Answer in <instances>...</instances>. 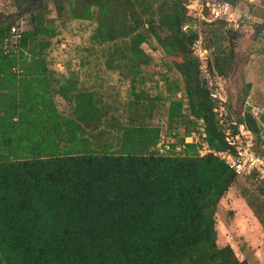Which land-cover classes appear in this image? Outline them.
I'll return each mask as SVG.
<instances>
[{
	"label": "trees",
	"instance_id": "obj_1",
	"mask_svg": "<svg viewBox=\"0 0 264 264\" xmlns=\"http://www.w3.org/2000/svg\"><path fill=\"white\" fill-rule=\"evenodd\" d=\"M52 1L57 13L65 1L70 19L95 23L91 41L103 47L108 69L130 78L133 99L124 122L95 91L80 88L73 77L57 78L46 58L47 34L54 32L50 0H11L29 23L17 40L10 35L17 19L0 11V264H250L229 245L218 246L215 215L237 178L251 177L256 187L243 196L264 226V179L237 176L214 153L234 154L224 130L235 121L256 136L255 154L264 160L263 131L249 109L234 116L231 100L202 79L192 49L201 32L188 14L189 1ZM220 23L208 29L202 46L215 54L216 71L207 61L210 74L222 78L232 65L221 43L238 34ZM151 37L169 59L166 73L179 75L164 78L168 129L184 125L190 133L202 120L213 153L200 156L184 144L185 136L159 151L161 129L144 113L161 97L136 86L151 61L142 47ZM180 92L185 97L177 98ZM56 97L70 104L69 115L58 110ZM220 106L222 124L215 111Z\"/></svg>",
	"mask_w": 264,
	"mask_h": 264
},
{
	"label": "rangeland",
	"instance_id": "obj_2",
	"mask_svg": "<svg viewBox=\"0 0 264 264\" xmlns=\"http://www.w3.org/2000/svg\"><path fill=\"white\" fill-rule=\"evenodd\" d=\"M201 1L208 2L210 7L214 4L220 7L224 5L220 0ZM225 4L228 5V9L225 11L222 9L223 14L218 18L222 19L220 22H224L227 28L234 29L238 34L235 39L231 41L226 39L221 43L225 54L231 55L232 70L222 78L216 72L214 75L210 74L211 80L217 84L225 97L231 100L233 106L231 112L234 116L235 113L244 114L249 109L259 121L264 138V32L259 35L255 31V24L261 22L258 13L260 14V9H262L263 0H238L235 6ZM67 8V2L64 1V9L57 13L54 2L52 0L49 2L48 26L54 31L53 34H47L50 46L47 49L46 58L50 63V68L55 71L60 81L73 77L80 88L98 93L102 101L115 108L113 113L119 116L121 121L126 122L129 114L127 106L133 99L130 78L123 76L119 70H110L106 67V53L103 47L91 41L95 23L70 19ZM0 11L14 16L22 31L29 28L27 19L17 15L11 0H0ZM203 13L204 19L201 20V29L199 28L202 42L208 35L209 28L221 26L208 8H205ZM206 14L210 16L207 17ZM203 21L206 25L211 21L216 22L208 27L202 25ZM204 44L206 45L207 42L204 41ZM142 47L151 57V61L148 65L142 66L141 75L138 78L141 84L136 83V86L138 89L145 90L152 98L161 97L151 106L150 114H148L149 111L144 114L149 124L161 129L163 149L165 143H175L189 134L186 133L184 125H178L172 131L167 126L169 103L164 99L166 94L164 78H174L179 75L176 72L166 73L165 64L169 59L152 37ZM193 52L196 55V50ZM208 60L212 70L216 71L215 54L210 53L209 50H207ZM247 84L250 88L241 105L240 100L246 92ZM55 103L61 113L70 114L71 106L62 98L56 97ZM146 105L147 103L145 109L149 106ZM250 140L253 151L256 153L260 147L259 144L256 145V136L251 134ZM255 187V179L237 178L235 184L218 204L215 228L218 246L229 245L239 260L246 259L250 264H264V226L243 196V193L253 194Z\"/></svg>",
	"mask_w": 264,
	"mask_h": 264
},
{
	"label": "built area",
	"instance_id": "obj_3",
	"mask_svg": "<svg viewBox=\"0 0 264 264\" xmlns=\"http://www.w3.org/2000/svg\"><path fill=\"white\" fill-rule=\"evenodd\" d=\"M204 6H206L212 14H214L215 18L220 17L222 13V9L227 10L228 5L224 4L221 7L215 6V4L210 7L208 2L203 4L201 0H190L187 9L188 14L192 15L196 18L195 26L199 30L200 22L204 19ZM22 30L20 27H12L10 29V35L15 39H19L21 36ZM193 50H196V56L198 57L200 66V74L202 79L208 86H212V80L210 76V72L207 67V50L202 46V38L199 33L198 39L193 43ZM213 97H217L216 92H213ZM185 97L184 93H178L177 98ZM187 103L184 102L183 104V113L187 114ZM186 109V111H185ZM222 110L223 106L216 108L215 111L218 113L219 122L222 124L223 117H222ZM193 119L192 116H190ZM236 127V128H234ZM251 132L245 128H241L236 125L235 121L230 122L225 126L224 130V139L229 147L234 150V154L229 152H218L214 153L218 155L221 159L225 161V163L234 170L237 176L243 177L247 176L251 173H255L259 178L264 179V160L257 156L253 151V145L251 144ZM206 135L204 132L203 121L199 120L195 127V130L190 132L188 135L184 137V144H193L200 156L206 155L208 153H213V151L209 148L206 140ZM164 141H160L158 144V148L160 152H164L169 148L168 144L163 145V149L161 145ZM177 150L180 149V146L176 148Z\"/></svg>",
	"mask_w": 264,
	"mask_h": 264
}]
</instances>
